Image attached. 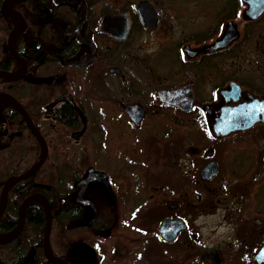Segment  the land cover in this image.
Here are the masks:
<instances>
[{"label": "flooded vegetation", "instance_id": "obj_1", "mask_svg": "<svg viewBox=\"0 0 264 264\" xmlns=\"http://www.w3.org/2000/svg\"><path fill=\"white\" fill-rule=\"evenodd\" d=\"M214 1L0 0V204L46 146V186L0 234L29 203L47 226L46 198L65 264H264V8ZM89 167L112 192L87 189L90 223ZM45 230L0 257L61 264Z\"/></svg>", "mask_w": 264, "mask_h": 264}, {"label": "trees", "instance_id": "obj_2", "mask_svg": "<svg viewBox=\"0 0 264 264\" xmlns=\"http://www.w3.org/2000/svg\"><path fill=\"white\" fill-rule=\"evenodd\" d=\"M33 148L36 150L35 145ZM33 148L31 150H28V158L26 161V165L30 166L34 162L37 161V154L34 153ZM45 165V164H44ZM43 165V166H44ZM41 167L34 172L31 176L19 180L17 183L13 185V187L9 190L8 199L6 202L5 209L0 216V232H7L11 228L14 227L17 220V208L19 203L21 202L22 198L33 192L40 190L41 186H46V184L39 183V180L43 177L40 174ZM49 188V187H48ZM0 194H1V187H0ZM53 208V207H52ZM55 213L53 211V217ZM60 215V212H59ZM61 216V215H60ZM46 226V219H45V212L42 204L40 203H29L26 207L25 211V220L23 227L19 234L12 239L9 242H0V249L10 248L15 251L14 255L20 256L23 253V245L24 242L27 241L30 243V246H35L40 252V245L42 242V236L45 230ZM51 239L50 243L54 247V239L56 236H59V234H62L63 232H66V226L64 223L60 222L59 220H56V223L52 221V229H51ZM55 233V234H54ZM59 233V234H58ZM66 234V233H65ZM28 249V247H27ZM33 250V249H32ZM2 257H5L3 254H1ZM43 258V255L40 253H37V263H40ZM0 262L2 264H9L7 260H2L0 257ZM56 262L50 261L48 264H55Z\"/></svg>", "mask_w": 264, "mask_h": 264}, {"label": "water", "instance_id": "obj_3", "mask_svg": "<svg viewBox=\"0 0 264 264\" xmlns=\"http://www.w3.org/2000/svg\"><path fill=\"white\" fill-rule=\"evenodd\" d=\"M248 2H249V6L247 7L246 12H245V15L247 17H256L262 11V9L264 8V0H249ZM145 5H147V4L145 3V1H143L141 7H144ZM147 6L150 8V5H147ZM31 129L36 135H38L40 137V134H39V132L37 131L36 128L31 126ZM45 153H46V146L44 144V150H43L41 156L39 157L38 161H36L32 166H30V168L28 170H26L23 174H21V175H19L17 177H11L10 179H8L5 182V184L3 186V194H2L1 204H0V214H1L2 210H3L4 203H5L6 198H7V190H8L9 183H10L9 181H12V180H15V179H18V178H22V177H25V176L30 175L31 173H33L42 164V162L44 161ZM95 184H99L100 186L105 188V190L107 191L108 194L112 193L110 188H109V181H108V178H107L105 172L97 170V169H94L93 167H89L87 169L86 173L76 182V185L78 186V189L74 193L75 200L78 203H81L82 205H89L91 207L92 211H93L92 216L87 221L88 223H90L93 220V218L95 216L96 208H95V204H94L93 200H91V198L88 197L86 193H87V189L90 186L95 185ZM30 198L31 197H28V198H26L23 201V203L20 206L21 209L24 206V204ZM44 200H45V206L47 208V226H46V230H45L44 243H43L44 247H45V253H46V255L48 257L52 258L53 260L58 261L61 264H65V260L62 257L56 256V255H52L47 250V241H48V236H49V232H50L51 217H50V208H49L48 202H47L46 198H44ZM21 225H22V219L19 220L18 228H16V230H14V232L0 237V242H7L10 239H12L14 237L15 233L21 227ZM31 262H32V260L29 263H27V264H30Z\"/></svg>", "mask_w": 264, "mask_h": 264}, {"label": "rangeland", "instance_id": "obj_4", "mask_svg": "<svg viewBox=\"0 0 264 264\" xmlns=\"http://www.w3.org/2000/svg\"><path fill=\"white\" fill-rule=\"evenodd\" d=\"M224 1H225V0H215V1H214L215 3H213V5H214V7H216V8H214V9H217L218 7H222ZM204 20H205V19H204ZM152 149H153V147H151V150H152ZM97 164H99V162H98ZM112 170L115 172V167L112 168ZM69 234H70V233H69ZM5 235H6L5 233H4V234H0V237H1V236H5ZM79 235H80V238L87 240L88 237H89V232H88V230H86V231H85V230H82L81 232H79ZM108 250H109V248H108ZM67 264H69V263H67Z\"/></svg>", "mask_w": 264, "mask_h": 264}]
</instances>
